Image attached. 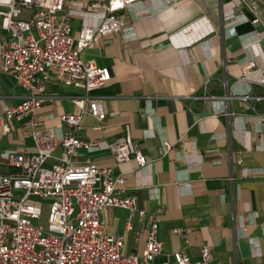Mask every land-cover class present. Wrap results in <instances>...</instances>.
Returning <instances> with one entry per match:
<instances>
[{
  "label": "crops",
  "instance_id": "0c3cea01",
  "mask_svg": "<svg viewBox=\"0 0 264 264\" xmlns=\"http://www.w3.org/2000/svg\"><path fill=\"white\" fill-rule=\"evenodd\" d=\"M247 1L256 5L257 24L246 11L245 18L229 14L237 0H136L120 12L121 33L96 37L83 52L110 79L95 91L106 115L101 129H93V117L82 119L81 138L98 146L77 150L76 160L122 175L144 211L131 231L125 209L102 212L103 231L122 236L123 254L142 253L155 221L163 243L156 264L173 261L177 251L196 261L204 245L219 264H264V0ZM81 22L77 14L74 36ZM191 23L197 28L182 34ZM249 62L256 66L245 72ZM25 94L0 68V174L14 170L11 155L34 149L22 126L28 118L3 129V106ZM45 94L52 102L32 119L59 137L66 128L60 114L78 112L71 101L77 92L49 84ZM126 126L148 159L144 167L116 163L108 149Z\"/></svg>",
  "mask_w": 264,
  "mask_h": 264
},
{
  "label": "built area",
  "instance_id": "2783aa9c",
  "mask_svg": "<svg viewBox=\"0 0 264 264\" xmlns=\"http://www.w3.org/2000/svg\"><path fill=\"white\" fill-rule=\"evenodd\" d=\"M135 1L0 0V68L26 91L19 103L3 106V129L8 131L6 123L12 120L28 118L22 126L34 143L32 152L11 155L14 170L0 174V264H156L162 254L155 221L148 225L140 255L121 252L122 236L103 231V210L125 209L126 231L132 230L134 217H142L144 211L137 209L135 196L126 192L122 175H113L110 167H99L87 158L76 160L77 150L98 146L97 141L81 138L82 119L93 117V129H101L106 115L95 91L110 79L109 70L85 60L83 52L96 37L121 33L125 19L120 12ZM244 11L251 15V23L260 22L256 5L247 0H237L229 14L245 18ZM77 14L82 22L74 36L72 21ZM197 26L191 23L181 33ZM255 66L249 62L244 70ZM49 84L77 92L71 101L78 112L60 114L66 128L59 137L32 119L45 102L53 100L45 94ZM163 146L170 148L166 142ZM56 148L60 149L57 156ZM108 149L116 163L133 159L144 167L148 162L128 126ZM35 198L50 201L47 227L39 224L41 207ZM173 233L183 236V229ZM162 264L219 263L204 245L196 261L177 251L173 261Z\"/></svg>",
  "mask_w": 264,
  "mask_h": 264
},
{
  "label": "rangeland",
  "instance_id": "374dc122",
  "mask_svg": "<svg viewBox=\"0 0 264 264\" xmlns=\"http://www.w3.org/2000/svg\"><path fill=\"white\" fill-rule=\"evenodd\" d=\"M17 195H21L20 192H17ZM41 207V216L39 220V224L42 225L43 227H47V215L49 211V206H50V201L49 200H44L41 198H35L34 199Z\"/></svg>",
  "mask_w": 264,
  "mask_h": 264
}]
</instances>
